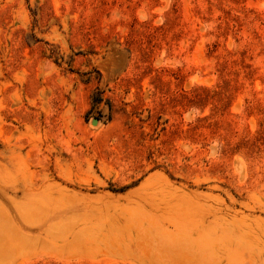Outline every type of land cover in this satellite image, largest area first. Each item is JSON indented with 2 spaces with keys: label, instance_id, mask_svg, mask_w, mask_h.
Masks as SVG:
<instances>
[{
  "label": "rangeland",
  "instance_id": "1",
  "mask_svg": "<svg viewBox=\"0 0 264 264\" xmlns=\"http://www.w3.org/2000/svg\"><path fill=\"white\" fill-rule=\"evenodd\" d=\"M0 264H264V0H0Z\"/></svg>",
  "mask_w": 264,
  "mask_h": 264
},
{
  "label": "water",
  "instance_id": "2",
  "mask_svg": "<svg viewBox=\"0 0 264 264\" xmlns=\"http://www.w3.org/2000/svg\"><path fill=\"white\" fill-rule=\"evenodd\" d=\"M96 120H99V119L98 118H94L92 122L94 123Z\"/></svg>",
  "mask_w": 264,
  "mask_h": 264
},
{
  "label": "bare ground",
  "instance_id": "3",
  "mask_svg": "<svg viewBox=\"0 0 264 264\" xmlns=\"http://www.w3.org/2000/svg\"><path fill=\"white\" fill-rule=\"evenodd\" d=\"M93 123V122H92ZM98 123V120H96L93 124H97Z\"/></svg>",
  "mask_w": 264,
  "mask_h": 264
}]
</instances>
